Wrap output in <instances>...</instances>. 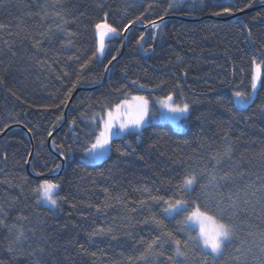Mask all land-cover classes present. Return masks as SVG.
Instances as JSON below:
<instances>
[{
    "label": "trees",
    "instance_id": "trees-1",
    "mask_svg": "<svg viewBox=\"0 0 264 264\" xmlns=\"http://www.w3.org/2000/svg\"><path fill=\"white\" fill-rule=\"evenodd\" d=\"M247 2L186 0L170 9V0H0V134L17 126L0 137V264H264V75L249 106L233 97L251 91V61L264 55V7L225 20ZM223 8L234 14L214 15ZM171 15L203 20L169 19L140 44L145 31L131 29L96 87L123 48L122 35L110 38L100 58L96 23L123 31L137 17L145 27ZM81 87L96 88L79 91L65 115ZM170 92L190 104L185 130L151 122L113 139L103 161L86 158L97 114L138 95L157 113L155 101ZM65 118L51 149L49 133ZM26 132L33 176L58 173L64 158L48 179L60 185L59 213L38 202L43 180L27 171ZM187 176L196 183L185 190ZM177 199L187 208L168 216L163 201ZM197 207L232 228L219 257L186 225Z\"/></svg>",
    "mask_w": 264,
    "mask_h": 264
},
{
    "label": "snow or ice",
    "instance_id": "snow-or-ice-1",
    "mask_svg": "<svg viewBox=\"0 0 264 264\" xmlns=\"http://www.w3.org/2000/svg\"><path fill=\"white\" fill-rule=\"evenodd\" d=\"M186 0H170L169 8L176 9L182 6ZM259 2L264 5V0H248L245 4V8H251L255 3ZM239 11H244L243 8L238 9ZM234 10L232 8H223L221 11L215 12L214 15H233ZM107 14H105L106 16ZM264 19V17H260ZM141 17H137L136 20L131 21V24H135L139 21ZM164 17H160L163 21ZM255 19V18H254ZM162 24L152 21L150 27L154 30H159ZM96 35H97V48L96 53L103 55L106 48V38L110 36H121L123 32L128 31V26H125L123 31L118 30L113 25L109 24L106 20L103 22H98L94 25ZM247 29L248 36L251 37V29H248V25H243ZM71 35V34H69ZM153 38H155V33H152ZM143 39V37H141ZM145 52L148 49H144ZM95 58V56L93 57ZM113 60L116 59L115 56L112 57ZM179 59V58H178ZM111 63V61H109ZM252 76H251V91L244 92L236 90L233 92L234 103L243 107L249 106L254 102V99L258 92V85H262V75H264V55L261 56L260 62H257L255 58L252 59ZM88 65H82V69L86 68ZM107 71V69H106ZM136 84V81H132ZM264 86V85H262ZM76 84L73 85V88ZM140 88L146 87L144 84L139 85ZM160 87V85H157ZM134 104H130L127 100L117 103L113 108L106 112V118H101L100 123L102 124V129L98 134L95 135V141L90 144L89 147L84 149L85 155L92 156L95 159H100L104 156L105 150L110 147V141L113 136H119L121 133L130 132L132 129H140L149 119V105L150 100L148 96L138 95L132 97ZM162 109H166L168 113L179 114L181 116L188 114L190 111V104L187 102L177 103L175 93H168L166 96L158 98L156 101ZM156 113H152L155 115ZM163 116V114H161ZM167 118V117H164ZM75 124V121H73ZM115 129V131H114ZM51 135V133H49ZM91 135V134H86ZM63 155V153H61ZM60 165H56V169H59ZM53 169L51 171H55ZM37 175H43V173H37ZM196 183L195 176H187L183 181V187L185 190L191 189ZM60 185L59 183L44 179L39 183L38 187L34 189L37 193L38 202L46 201L53 208L59 206V201L62 198H57L54 193L58 192ZM167 207L164 209L166 213L173 212L178 208H183L185 206L184 201L177 199L174 203L169 201H163ZM186 222H194L199 226V237L196 238L202 242L205 248H209L211 253L219 254L221 252L222 245L229 241L232 228L228 223L217 222L212 216L201 212L197 207L187 218ZM210 226V227H209ZM23 236V233H20ZM171 235V234H169ZM176 255L178 257L184 256L185 253L181 251V241L176 240ZM83 247V246H81Z\"/></svg>",
    "mask_w": 264,
    "mask_h": 264
},
{
    "label": "rangeland",
    "instance_id": "rangeland-1",
    "mask_svg": "<svg viewBox=\"0 0 264 264\" xmlns=\"http://www.w3.org/2000/svg\"><path fill=\"white\" fill-rule=\"evenodd\" d=\"M155 34L157 35L158 34V30H155ZM115 36H110L108 38H106V41L110 38H113ZM105 41V42H106ZM99 57L102 58L103 55H100L99 54ZM259 87L260 85H258V90H259ZM132 97L134 96H130L128 98H126L125 100H127L130 104H134L135 102L132 100ZM183 103V102H182ZM109 109H106L105 112L103 113H99L97 114L93 119L92 121L94 122H99L100 124V130L102 129V124L100 123L101 121V118H106V112L108 111ZM158 110L159 112H154L153 111V108H152V104L150 102V105H149V119L148 121L143 125V127H141L140 129H132L130 132H124V133H121L119 136H113L112 140L115 139V138H121L129 133H137V134H140L142 132V130L151 122H162V123H169L171 126H173V128L176 130V131H183L185 130V128L187 127V123H188V117H189V113L188 114H185L183 116L179 115V114H173V113H168L166 109H162L160 107V105L158 104ZM190 112V111H189ZM152 113H156L155 115H152ZM163 114V116L161 115ZM164 117H167V118H164ZM115 131V129H114ZM111 140V141H112ZM111 141H110V144H111ZM111 152V148L109 147L108 149L105 150V154L102 158L100 159H95L93 158L92 156H88L86 155V158L90 161H93V162H101L103 161L105 158H107L109 156ZM54 196H57V192L54 193ZM40 204H42L43 206L45 207H48L50 208L51 210H53L54 212L56 213H59L61 211L60 209V201H59V206L58 207H55L53 208L51 205H49L46 201H40ZM187 206L185 205L183 208H178L177 210L173 211V212H169V213H166L168 216H172L174 215L177 211L179 210H184L186 209ZM191 214V213H190ZM189 214V215H190ZM186 225L188 227H191L193 229H196L197 232H198V237H199V226L194 223V222H186ZM210 227V226H209ZM232 236V234H231ZM231 238V237H230ZM230 240V239H229ZM228 242V241H227ZM225 242V243H227ZM224 243V244H225ZM200 244H201V247L204 251L208 252V253H211V250L209 248H205L202 244V242L200 241ZM224 244L222 245V248H221V252L219 254H215V253H211L214 257H219L221 254H222V251H223V246Z\"/></svg>",
    "mask_w": 264,
    "mask_h": 264
},
{
    "label": "water",
    "instance_id": "water-1",
    "mask_svg": "<svg viewBox=\"0 0 264 264\" xmlns=\"http://www.w3.org/2000/svg\"><path fill=\"white\" fill-rule=\"evenodd\" d=\"M263 7H264V5H260V6H257V7H252V8H249V9H245L244 11H240L239 13H237V14L231 16V17L226 18L225 20H234V19H237V18H239V17H241V16H244V15L250 14V13L256 11L257 9H260V8H263ZM173 18H177V19H180V20H189V21H198V20L201 21V20H203L202 18H199V19H188V18L181 17V16H174V15H171V16L165 17V18L163 19V21L160 20V21H158L157 23H160V24H161V23H163V22H165V21H167V20H169V19H173ZM212 18H213V17H212ZM133 28H140V29H143V30L145 31V35L143 36V39L146 37L147 33L152 29V28L150 27V25L144 27V26H142V25H140V24H137V23H135V24H130V25L128 26V31L123 32V35H122V36H123V48H122L121 52H120L119 55L116 57V59L113 60V61L108 65V67H107V71H106V73H105V76H104L103 81H102L99 85H97L96 87H101V86H103V85L105 84L110 69H111L112 66L115 64V62H116L117 60H119V59L123 56V54H124V52H125V50H126V40H127V35H128V33H129V31H130L131 29H133ZM143 39H140L139 44H140V42H141ZM96 87H87V88L81 87V88H78L77 91L74 93L72 99L70 100V103L68 104V106H67V108H66V110H65V115H67V113H68V109H69V106H70V104L72 103L73 99L75 98V96L78 94L79 91H83V90H91V89L96 88ZM65 122H66V118H65V120L63 121V123L61 124V126H60L57 130H55V131L50 135V137H49V139H48V144H49V146H50L51 149H52V147H51V142H52V139H53L54 135H56V134H57V133H58V132L64 127ZM16 127H17V126H11V127H9L8 129H6V130L4 131V133L0 134V137L6 135L10 130H12V129L16 128ZM26 133H27V136H28V138H29V140H30V142H31V146H32V151H31V154H30V157H29L28 163H27V171L29 172V174H30L32 177L37 178V179H40V180L50 179V178L56 177L58 174H60V173L62 172L63 168H64V163H65L64 158L61 157V156H59V157H60V159L62 160V165H61V168H60V170L58 171V173H55V174H52V175H42V176H33V175H32L31 170H30V167H31V162H32L33 155H34V142H33V138H32V136H31V134L28 133V132H26Z\"/></svg>",
    "mask_w": 264,
    "mask_h": 264
}]
</instances>
